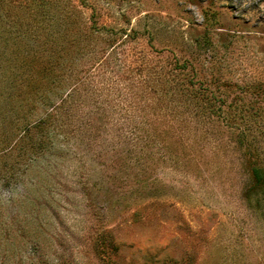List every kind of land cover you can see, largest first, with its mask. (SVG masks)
Segmentation results:
<instances>
[{"label": "rangeland", "instance_id": "374dc122", "mask_svg": "<svg viewBox=\"0 0 264 264\" xmlns=\"http://www.w3.org/2000/svg\"><path fill=\"white\" fill-rule=\"evenodd\" d=\"M7 18L51 20L80 93L71 119L111 105L84 128L100 145L57 139L37 160L0 162V264H264V191L244 193L247 166L264 168V0H0ZM186 61L221 105L210 118L185 100ZM135 82L136 103L113 107ZM228 119L251 132L239 139ZM120 132L149 140L121 152Z\"/></svg>", "mask_w": 264, "mask_h": 264}, {"label": "trees", "instance_id": "16d2710c", "mask_svg": "<svg viewBox=\"0 0 264 264\" xmlns=\"http://www.w3.org/2000/svg\"><path fill=\"white\" fill-rule=\"evenodd\" d=\"M46 21L48 24L37 23L35 26H31L32 24L24 26L8 18L4 22L0 20V162L9 161L10 166L41 158L47 148L53 147L57 139H62L65 143L70 142L74 146L86 145L90 148L102 143L100 132L91 135L84 128L100 127V123L106 117L104 106L111 103L108 100H96L91 110L93 116L89 115L77 121L71 119L73 110L82 107L74 103L80 102L76 100V97H80L79 89H72L69 92V86L65 85L67 48H64L63 39H61L58 55L55 56L56 53L52 52L51 48V20L48 18ZM76 43H78L77 40H67V44L76 45ZM188 66L190 63L186 61L176 64L175 69L179 71V75H182L181 80L185 83L183 87L187 97L185 100L193 101L195 107H204L203 110L206 111L204 116L210 118L211 115L216 114V110H222L221 105L214 101L210 93H206V89L194 87V75L185 72ZM126 72L118 75L120 76L118 81L130 78L128 68ZM121 76L128 77L121 79ZM135 83L137 86H133L134 88L126 84L116 92L118 100L117 104L113 102V107L117 106L116 109L122 110L119 107V99L122 100L124 97H127L128 107L129 104L132 106L136 103L140 94L139 83ZM75 92L76 95H74ZM96 93L93 91V94L96 95ZM97 96L98 99L102 97L101 94ZM243 122H246V128H241L242 131L234 119H228L225 127L238 128V138H244L246 131L251 132V122L254 121ZM133 132H126V134L120 132L122 134L114 136L115 147L124 152L126 146H128L126 150H130L129 148H134L137 143H144L149 138ZM247 169L250 181L244 193L250 194L255 189L264 191V168L250 163Z\"/></svg>", "mask_w": 264, "mask_h": 264}]
</instances>
